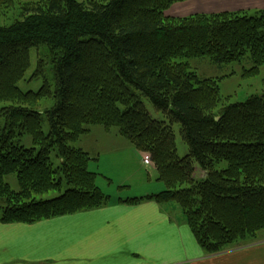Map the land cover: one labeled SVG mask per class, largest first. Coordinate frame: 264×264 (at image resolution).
<instances>
[{
	"label": "trees",
	"instance_id": "trees-1",
	"mask_svg": "<svg viewBox=\"0 0 264 264\" xmlns=\"http://www.w3.org/2000/svg\"><path fill=\"white\" fill-rule=\"evenodd\" d=\"M177 1L184 0H0L1 16L17 3L20 9L0 25V222L30 224L108 205L88 171L89 154L74 145L101 126L150 153L165 185L120 203L175 204L209 255L264 230V91L218 110V85L177 62L208 57L220 65L248 55L256 72L264 64V11L165 16ZM41 44L51 54L53 88L39 59L31 78L42 85L22 91L30 49ZM142 97L166 119H153ZM46 99L52 106L37 111ZM174 123L187 145L182 157ZM10 174L18 191L5 180Z\"/></svg>",
	"mask_w": 264,
	"mask_h": 264
},
{
	"label": "crops",
	"instance_id": "crops-1",
	"mask_svg": "<svg viewBox=\"0 0 264 264\" xmlns=\"http://www.w3.org/2000/svg\"><path fill=\"white\" fill-rule=\"evenodd\" d=\"M258 10L264 11V0H189L169 12ZM95 134L77 145L89 154L88 171L109 204L30 224L0 222V264H218L226 259L202 251L175 204L120 203L162 192L165 185L129 141L112 131Z\"/></svg>",
	"mask_w": 264,
	"mask_h": 264
},
{
	"label": "rangeland",
	"instance_id": "rangeland-1",
	"mask_svg": "<svg viewBox=\"0 0 264 264\" xmlns=\"http://www.w3.org/2000/svg\"><path fill=\"white\" fill-rule=\"evenodd\" d=\"M189 0L184 1H177L173 2L168 9L164 11L165 16L172 17V18H179V17H185V16H171L169 10H171V6L180 3L185 2ZM232 12V11H227ZM20 13L19 5L18 3L12 9L11 11H8L5 16L0 15V25H7L12 23L16 18H18V14ZM222 13V12H220ZM194 14H212L211 12H199ZM39 59H42L45 62L44 70L45 74L47 76V79L49 80L51 87L53 88L54 81L52 78V74L50 72L52 63H51V54L48 50V47L44 44L39 45L38 47H33L30 49V67L25 73V76L23 79H21L17 86L22 91H37L40 86L42 85L41 79H32L31 75L36 69L37 62ZM177 62H182L185 64L189 71L198 78H208L212 79L215 84L219 87L220 97L221 101L217 106V109L219 110L222 106L229 104V103H238V102H244L249 96L251 95H258L264 91V64L260 65L257 68L256 72H253L252 66L253 63L249 56L247 55L245 58H243L239 62H231V63H225V64H215L211 62V60L208 57H197V58H183V59H177ZM142 101L145 105V108L149 112L150 116L153 119L157 120H164L166 119L165 116L161 111H158L150 102V100L146 97H142ZM5 102H0V108L4 106ZM53 104L52 100L46 99L42 100L38 106L35 108L37 111L43 112L46 108L51 107ZM3 125V120L0 118V127ZM42 127L45 132H48V124L43 119ZM110 131L116 132L118 134V131L113 128L111 130H104L101 126H92L89 128V131L80 135L76 142H74L75 147L82 149L79 147L78 141L80 139H83L85 136L89 134L96 133L94 136H102V134L109 133ZM173 131L175 134V141L177 145V154L182 157L187 152V145L183 142L181 136H180V124L174 123L173 124ZM119 135V134H118ZM120 136V135H119ZM123 138L122 136H120ZM124 139V138H123ZM22 143L25 144L27 147L31 146V138L29 136H25L22 140ZM135 148V147H134ZM136 149V148H135ZM83 150V149H82ZM84 151V150H83ZM139 151V150H137ZM142 154L143 159L148 156V160H143L144 164L152 165L156 170V165L154 161L151 158L150 153L146 151H139ZM148 161V163H147ZM88 166V165H87ZM226 166L225 163H220L217 168H224ZM157 171V170H156ZM199 170L197 171V176L199 175ZM201 173V172H200ZM6 182L9 183L12 190L18 191L19 187L16 182V178L14 174L7 175L5 177ZM66 187H63V190ZM58 195V192L53 191L49 192L47 194L43 195H35L34 197L39 198H51ZM87 211V210H83ZM82 212V211H79ZM74 214V213H73ZM71 215V214H67ZM65 216V215H62ZM60 217V216H57ZM55 218V217H52ZM51 219V218H49ZM45 220V219H42ZM187 225V224H186ZM264 230L259 231L256 235L251 237H246L243 239H239L236 242H233L232 244L228 245L216 254H207L206 252H203L209 256H218L217 258L224 257V261L218 263V264H264ZM263 243L262 245H260ZM259 245V246H258ZM200 247V246H199ZM201 248V247H200ZM231 256L230 258H227L228 256Z\"/></svg>",
	"mask_w": 264,
	"mask_h": 264
},
{
	"label": "built area",
	"instance_id": "built-area-1",
	"mask_svg": "<svg viewBox=\"0 0 264 264\" xmlns=\"http://www.w3.org/2000/svg\"><path fill=\"white\" fill-rule=\"evenodd\" d=\"M144 159H145V160H148V156H146ZM147 163H148V161H147Z\"/></svg>",
	"mask_w": 264,
	"mask_h": 264
}]
</instances>
